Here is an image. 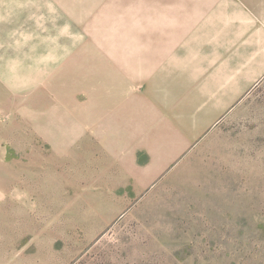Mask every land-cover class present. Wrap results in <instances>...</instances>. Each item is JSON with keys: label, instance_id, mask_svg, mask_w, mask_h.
I'll return each instance as SVG.
<instances>
[{"label": "rangeland", "instance_id": "1", "mask_svg": "<svg viewBox=\"0 0 264 264\" xmlns=\"http://www.w3.org/2000/svg\"><path fill=\"white\" fill-rule=\"evenodd\" d=\"M45 1L50 63L36 49L34 85L0 86V264H264V84L199 134L164 135L176 149L124 143L104 119L108 50H139L141 8L161 3ZM150 21L148 49L172 19Z\"/></svg>", "mask_w": 264, "mask_h": 264}, {"label": "crops", "instance_id": "2", "mask_svg": "<svg viewBox=\"0 0 264 264\" xmlns=\"http://www.w3.org/2000/svg\"><path fill=\"white\" fill-rule=\"evenodd\" d=\"M45 3L0 0V86L7 95L14 92L13 78L34 85L36 49L47 54L44 62L51 61L50 50L36 45V24L40 29L38 24L48 22ZM155 3L161 4L141 8L140 23L145 25L139 50H108L112 60L108 67L117 72L118 84L108 88L112 106L104 119L108 127L128 131L122 134L124 143L173 150L177 146L163 147L173 143L164 135L199 134L208 122L264 84V0H186L180 11L173 0ZM179 13L187 18L185 26L176 20ZM158 14L171 16L170 31L165 28L160 43L149 50L145 27ZM23 93L20 105H29L28 91ZM116 96L122 100L117 102ZM11 103H5L4 110ZM30 103L34 104L33 95Z\"/></svg>", "mask_w": 264, "mask_h": 264}]
</instances>
